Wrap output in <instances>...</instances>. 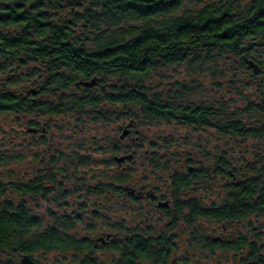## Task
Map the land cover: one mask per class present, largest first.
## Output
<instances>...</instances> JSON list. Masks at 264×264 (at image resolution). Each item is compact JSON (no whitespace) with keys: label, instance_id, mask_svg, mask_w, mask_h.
Masks as SVG:
<instances>
[{"label":"trees","instance_id":"trees-1","mask_svg":"<svg viewBox=\"0 0 264 264\" xmlns=\"http://www.w3.org/2000/svg\"><path fill=\"white\" fill-rule=\"evenodd\" d=\"M189 5L196 9L187 11ZM256 40L264 41V0H0V116H27L24 124L30 128L32 114L46 115L45 101L33 104L22 95L39 81L43 94L47 93V74L55 69L49 59L53 46L61 55L63 52L68 63L67 82L58 79L57 87L71 89L76 82L94 79L93 86L106 87L105 91L86 90L83 100L71 98V112L73 107L84 109L85 117L96 115L98 122L106 115L109 120L115 106L138 109L146 118L169 121L174 116L169 113L179 109L171 104L173 99L164 104L158 94L147 96L158 92L151 85L154 72L187 66L190 78L208 70L215 78L232 79L234 67L225 74L219 62L224 64L234 58L238 69L244 70V62L254 51ZM208 64L210 68L206 67ZM56 70L61 72L62 68ZM239 83L232 82L231 88ZM176 89L178 97L188 92L184 84ZM220 109L223 112L214 113V127L224 136L244 143L264 139V121L252 119L248 123L243 117L261 118L264 96L246 100L243 109L230 114L227 104ZM114 153L117 155L118 151ZM70 158L73 162L61 168L60 161L54 160V171L45 169L44 175L34 180H21L22 177L14 180L12 171L6 177L9 181L0 177V264H173L171 259L180 241L178 234L161 232L152 236L147 224L145 229H128L116 218L113 201L140 203L141 194L131 183L133 169L122 171L113 179L101 171L90 186L78 179L77 171L78 165L87 164L88 157L76 153ZM215 164L214 171L201 168L176 182V194L188 191L186 197L191 198L175 199L179 205L178 218L186 208L190 214L185 220L190 227L200 220L224 226L264 220V158L256 156L254 162L244 163L245 173L241 176L223 158ZM211 177H225L229 184L221 203L206 206L197 197V187ZM77 181L81 182L80 189H68V182L73 185ZM46 184L53 185L55 190H48ZM84 190L86 196L82 197ZM58 192L63 193L62 200L70 201L75 196L76 200L85 201L96 198L100 206L97 203L94 205L97 208L90 212L86 203H82L78 213H66L64 209L70 206L64 204L55 211L47 210L48 219L31 209L30 197L47 198ZM88 214L92 220L103 222L101 228L89 225V234L110 229L111 233L103 235L105 242L83 235L80 228L85 227ZM101 214L107 217L106 223ZM174 220L178 222L177 218ZM172 223L168 229L174 233L177 228ZM108 234L111 238L107 240ZM252 235L229 241L207 234L190 235V239L196 250L208 256L217 252L236 256L245 253L240 258L242 264H264V233L255 231ZM102 250L113 254L107 263L97 257ZM50 255L57 256L54 262L49 260Z\"/></svg>","mask_w":264,"mask_h":264},{"label":"rangeland","instance_id":"rangeland-1","mask_svg":"<svg viewBox=\"0 0 264 264\" xmlns=\"http://www.w3.org/2000/svg\"><path fill=\"white\" fill-rule=\"evenodd\" d=\"M200 7H202V4ZM186 9L187 11H192V9H196V7L189 5ZM263 44L264 41L262 40H256L254 42L255 48L250 57H248L249 60H253V58H256V56L259 57V55L264 56ZM235 62L238 61L234 58L232 61L229 60L224 64L223 61L219 62V68L223 69L225 74L230 72L228 68L232 66L234 67L235 73L231 75L232 79H226V77L215 78L213 77L214 75L206 76L205 72L201 76L198 75V73L195 74V80L200 87V94H196L195 98L204 99L205 95H209L214 101V108L220 109V106L227 104L229 109L228 114L233 113L238 109H243L245 107L246 100L253 101L256 99H261V97L264 96V75L253 80L250 75H246L244 70H239V67ZM186 67L187 66L173 67L169 69L166 67L160 71L154 72L151 85L156 87V89H159L161 88L162 84L167 86L168 83H172L177 80L182 81L183 79H192L188 77L190 74L187 73ZM239 81L241 82L239 83ZM232 82L239 84L231 88ZM116 110V121L112 124L102 125L100 119L98 122H96V115L91 114L85 117V135H83L84 140H82L80 154L82 156H87L88 160H86L87 164L83 166L78 165V179L87 181L88 184L92 186L95 183L93 181V177L99 175L101 171L105 172L107 177L113 179L122 173V169L120 170V168L113 161V158L116 155L114 151H118V156L126 154L129 151H136V158L131 165V168L133 169L131 183L135 188H139L147 182V180H145L146 169L150 168L152 170L153 168L148 165V159H154L153 157H147L148 152L141 143L145 144L146 138L157 134L158 129H156L157 127L154 128L147 126L146 117H144L138 109L132 110L126 109L124 107H117ZM243 117L244 119H247L248 123L252 119L264 121V115L261 116V118H250L246 115ZM26 119L27 118L25 116H0V161L7 162V165H3V163L0 162V177L5 181H9V179L6 177L10 171L13 172L14 180H20L21 177V180L24 178H30L34 180L38 176L44 175L45 169L48 170L46 164L49 160V150L47 151L46 139L43 138L36 140L30 136V134H26V124H24ZM131 119H133L135 122L134 131H137V134L139 137H141V139L139 141L140 145L127 150L126 144H120L118 140L121 134V129ZM164 127V135L166 139H171V134H176L177 130L180 129L179 127L172 125H165ZM183 134L184 132L178 133V138H183ZM212 136V144L207 150H202L200 152L197 149L181 146L174 149H169V153L171 155H175V161L179 158H182V161H184L187 156L191 154V157H193V160L196 163L198 171L201 168L208 169V171H214L213 167L216 165L215 163L218 161V159L223 158L225 163L231 164L234 169L239 170V176L245 173L244 163L254 162L256 156H259L262 159L264 158V139L255 141L252 140L244 143L243 140H234L228 136L221 135L214 130ZM197 137L198 135L196 134L188 141H193ZM150 139L151 138H148V140ZM77 152L78 144H73L72 140H70L69 158L71 155L76 154ZM17 158H19V161H16ZM68 161H70V163L73 162L71 158ZM152 162L156 161L152 160ZM171 162L174 168L178 167L173 160ZM61 165L62 164L59 165V168H61ZM163 168L164 163L161 164V167L155 169L157 175H163L167 172L162 170ZM69 171L71 172V168ZM80 183V181H77L72 185L68 182V189H80ZM228 184L229 180L225 177L222 179L211 177L197 187V197L199 199L201 198L206 206L212 202L221 203L226 197L227 192L225 188ZM47 185L48 184H46V186ZM47 189L55 190L54 186L51 184L50 187L47 186ZM62 194L63 193L60 192L50 194L47 198H43V195L33 196L30 197L28 201L31 205V209L35 211L34 213L41 216L43 219H48L47 212L49 210L52 209V211H55L58 207L64 204L70 206V208L64 209L66 213H72L73 211L78 213V207L82 203H86L87 209L90 212L100 206V200L96 198H89L88 201H85L82 199L76 200L77 197L75 196L69 201V199L62 200L60 198ZM81 196H86L85 190L81 193ZM124 201L119 203H117V201H113L112 206L118 214L116 218L118 217L120 224H123L126 228L145 229L144 224H147V226H155L156 228H162L164 226L166 220L165 217L163 216L165 219L164 223L157 225L156 223L158 220L156 216L152 217L153 214L151 213V209L146 204L137 203L131 205L128 202L125 203ZM96 204L97 207L94 206ZM110 205L111 204H109V206ZM101 215L103 216L104 214ZM89 216L90 214L87 215V219L84 224L85 227L83 226L80 228L82 229L83 235H88L96 240L100 237H103L104 233H111L110 229L103 228L104 230L98 229L95 233L89 234L87 232V227L89 225L93 224L101 228L103 224L101 221L96 222L92 220V218ZM105 218L107 217L103 216L104 223H106ZM111 221L113 222L114 220ZM177 227V234L180 241L177 242V250H175L173 258L171 259L173 264H242L240 258H244L245 253L236 256L234 253L223 254L217 252L214 254V256H208V253H202L196 250L193 245H191L192 239H190V235L200 236L207 234L209 237H224L223 239L228 241L234 240L236 237L241 235L252 238V234L255 231H259L261 234L264 233V220L258 218L252 219L251 223L247 222L241 224H227L226 226L211 221L200 220L197 222V224L189 227L187 221L185 219H181L176 225V228ZM111 255L113 254L102 250L99 251L97 257L100 261L107 263L110 261ZM56 257V255H50L48 258L51 262H54Z\"/></svg>","mask_w":264,"mask_h":264},{"label":"flooded vegetation","instance_id":"flooded-vegetation-1","mask_svg":"<svg viewBox=\"0 0 264 264\" xmlns=\"http://www.w3.org/2000/svg\"><path fill=\"white\" fill-rule=\"evenodd\" d=\"M50 49V64L55 69L51 71L50 74H47V83L49 84V87L46 88L47 93L43 94L44 88L39 81L34 85L33 88L25 91L24 95H22V98L25 100H30L33 104L40 101H45L47 104V110L45 112L46 115L41 116L39 113L32 114L30 119L33 126L30 128L26 127L25 131L26 134H30V136L36 140L43 138L46 139L47 151L49 150L48 161L50 162L47 163V166L49 170L54 171L52 167L54 160L58 162L60 161L62 165L68 164L70 140H72L73 144H78L77 156L81 155L80 148L82 145V140H84L83 135H85V112L84 109L75 110L74 107L71 112L70 99L72 98V101L74 99L83 100L86 90L99 88L100 90L105 91L106 87L92 86L86 88L81 84V82H76L74 88L71 89L66 87H57L56 84L58 79L62 80L63 82H67L68 73L65 68L67 67L68 63L64 61L65 57L63 52L61 55V52H58L57 48L53 46H50ZM252 61L254 62L253 65L249 64L247 61L244 62V72L246 75H250V77H252L254 80L255 78L264 75V56H256V58H253ZM59 67L62 68L61 72L56 70L59 69ZM206 67L210 68L211 64L206 65ZM205 74L206 76H212V71L207 70L205 71ZM179 84H184V88L188 90L184 97L177 96L178 89H176V86ZM165 86L166 85L162 84L161 88L157 90L158 92L155 91V94L148 93V98L158 94L161 97L160 100L164 104L165 102H169L170 99H173L174 102H171V104L178 106L179 109L177 112L174 111V113H169L170 116L174 115L171 118L172 120L169 121L152 119L150 117L146 118L147 126L154 128L157 127L156 129H158V132L151 137H147L145 144L141 143L148 152L147 157H153L154 159H148V165L153 168L152 170L150 168L146 169L145 180H147V182L137 189L141 194L140 198L138 197V200L140 203L146 204L151 209V213L153 214L152 217L156 216L158 220L156 224L159 225L164 223V220L166 219L162 228L147 226V231L148 233H151L152 236L161 235V232H167L168 235L177 234L178 227L174 230L175 233H171L168 229V226H172L173 221L177 225L181 219H186L187 215L189 216L190 214V211L184 208L181 211L183 214L178 218L177 210L179 205L176 204L175 199H177V201H187V199L190 197H186L189 195L187 193L188 191H186L184 194H176L175 184L176 182H180L182 177L184 178L189 176V174H193V172H198V169L193 157H191V154H189L184 161H182V158H179L175 161V155H171L169 153V149L187 146L188 148L197 149L201 152L202 150H207L210 148L213 139V130L223 135L219 129H217V127H214L213 118L215 112L221 113L223 111L222 109L214 108V101L209 95H205L204 99L195 98L196 94H200V87L197 84L195 78L192 77L190 80L183 79L182 81L177 80L175 82L168 83L166 86L167 89ZM170 91H172L173 94H171ZM112 95L115 96L114 93ZM161 106H163V104ZM164 107H166V105H164ZM172 107L173 106H170V108ZM180 113H182L181 116H179ZM221 120L223 121L224 118ZM115 121L116 108L114 106L113 111L110 113L109 120L107 115L105 117L102 116L101 124H112ZM165 125H172L179 127L180 129L177 130L176 134H171V139H166L164 135ZM125 130H128V134L122 139L121 136ZM134 130L135 122L133 119H131L121 129L118 142L120 144H126L127 150L140 145L139 141L141 137H139L137 131ZM180 132H184V139L178 138L177 135ZM196 134L198 135L196 139L193 141H188ZM148 138L151 139L148 140ZM130 154L133 155V160H126L122 163V165H118L114 161V158L117 155H115L113 158V161L116 163V165L124 172L132 170L131 165L134 162L136 151H129L128 153L121 155L127 156ZM152 160H155L156 162H152ZM172 160L178 167L174 168L172 166ZM163 163L164 168L162 170L167 172L163 175H157L155 169L161 167V164ZM191 188H193V186ZM164 203H167V206H159L160 204ZM175 218L178 219V222H175ZM149 237L151 238V236Z\"/></svg>","mask_w":264,"mask_h":264},{"label":"water","instance_id":"water-1","mask_svg":"<svg viewBox=\"0 0 264 264\" xmlns=\"http://www.w3.org/2000/svg\"><path fill=\"white\" fill-rule=\"evenodd\" d=\"M249 64L253 65V61L252 60H246ZM256 68V67H255ZM96 81L95 79L91 82H88V83H84V82H81V84H83L84 86H93L95 85ZM128 134V130H125V132L122 134L121 138L123 139L126 135ZM126 160L128 161H132L133 160V155L130 154V155H127V156H116L114 158V161L118 164V165H122L123 162H125ZM126 191H130V193L134 194L135 191L133 189H127L125 188ZM140 198V196H139ZM159 206H167V203H164V204H160ZM107 240L111 238V234H108L107 235ZM98 242H105L104 240V237H100L99 239H97Z\"/></svg>","mask_w":264,"mask_h":264}]
</instances>
